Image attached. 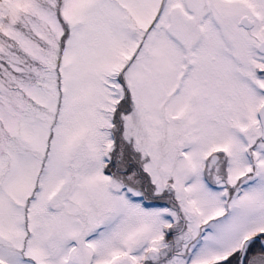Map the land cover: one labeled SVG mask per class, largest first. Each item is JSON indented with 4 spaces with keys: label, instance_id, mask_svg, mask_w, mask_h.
<instances>
[{
    "label": "snow or ice",
    "instance_id": "6c2138e0",
    "mask_svg": "<svg viewBox=\"0 0 264 264\" xmlns=\"http://www.w3.org/2000/svg\"><path fill=\"white\" fill-rule=\"evenodd\" d=\"M0 264H264V0H0Z\"/></svg>",
    "mask_w": 264,
    "mask_h": 264
}]
</instances>
